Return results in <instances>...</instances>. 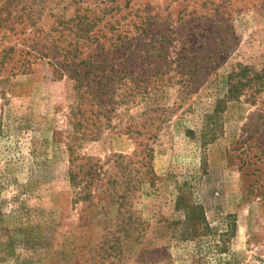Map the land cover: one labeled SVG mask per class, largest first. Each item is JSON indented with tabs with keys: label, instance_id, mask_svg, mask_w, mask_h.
Instances as JSON below:
<instances>
[{
	"label": "rangeland",
	"instance_id": "obj_1",
	"mask_svg": "<svg viewBox=\"0 0 264 264\" xmlns=\"http://www.w3.org/2000/svg\"><path fill=\"white\" fill-rule=\"evenodd\" d=\"M77 16L97 18L93 32L115 35L113 43L138 53L139 67L156 65V48L165 50L163 65L179 64L184 50L209 58L199 63L208 76L182 107L180 87L165 88L160 103L177 110L152 145L157 179L120 211L77 200L60 135L72 85L34 52L42 38L51 47L63 35L66 46ZM7 48L15 50L11 65L23 57L32 65L0 87V264H264V91L229 102L223 134L205 149L185 132L200 127L239 64L264 72V0H0V52ZM139 104L121 112L134 116ZM136 144L111 130L80 153L103 162L132 155ZM184 183L212 230L196 241L178 239L175 187ZM227 215L236 216L237 233L229 253H216Z\"/></svg>",
	"mask_w": 264,
	"mask_h": 264
},
{
	"label": "trees",
	"instance_id": "obj_2",
	"mask_svg": "<svg viewBox=\"0 0 264 264\" xmlns=\"http://www.w3.org/2000/svg\"><path fill=\"white\" fill-rule=\"evenodd\" d=\"M76 19L69 29L66 46L59 32L61 36L56 38L59 45L46 47L42 38L41 43L33 46L34 52L38 53L37 58H49L53 73L68 79L72 85L74 101L67 113V131L60 135L69 154L68 178L77 200L88 202L91 206L96 199V204L117 206L120 211L145 183L156 181L152 145L163 127L171 121L174 112L202 84L201 79L208 76L203 71L204 65L200 67L199 63L209 58L203 55L201 48L194 50L197 53L195 56H188L184 50L179 53L182 55L177 60L179 64L171 62L163 65L166 63L162 59L165 50L156 48L152 56L160 59L156 65H152L151 69L139 67L135 65L138 53L125 45L113 43L115 35L108 38L93 32L98 26L97 18L77 16ZM14 51V48H7L0 52V87L16 71L24 72L32 65L26 57L17 61L18 65H11ZM168 66L170 68L166 70L164 67ZM169 86L180 87L177 109L160 103L165 88ZM3 91L2 87V94ZM263 91L264 72L239 64L226 77L225 94L216 99L210 112L204 114L200 127L186 129V135L205 149L223 134L222 114L228 103L248 93L253 97ZM137 103L143 106L136 115L121 112ZM118 129L136 140L137 149L132 155L115 154L102 162L80 153L85 144L99 141L107 131ZM207 166V157L203 155L202 173ZM175 190V210L184 217L179 223L178 239L196 241L207 237L212 230L203 205L193 199V187L187 183L177 184ZM225 219L224 230L215 238L216 253H229V246L237 233L236 216L227 215Z\"/></svg>",
	"mask_w": 264,
	"mask_h": 264
}]
</instances>
